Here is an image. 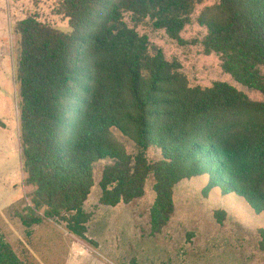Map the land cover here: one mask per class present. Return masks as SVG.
<instances>
[{"label": "trees", "instance_id": "1", "mask_svg": "<svg viewBox=\"0 0 264 264\" xmlns=\"http://www.w3.org/2000/svg\"><path fill=\"white\" fill-rule=\"evenodd\" d=\"M204 1L60 0L67 30L33 16L15 23L20 162L32 190L29 203L5 211L26 237L51 221L95 247L85 203L98 163L99 206L130 204L152 181L151 234L169 223L183 180L202 178L204 197L232 194L264 213V0H217L196 18L203 53L220 55L222 70L261 101L225 82L190 86L181 65L135 30L149 25L181 44ZM213 216L221 224L225 213ZM257 235L264 254V229ZM0 264H26L1 227Z\"/></svg>", "mask_w": 264, "mask_h": 264}, {"label": "rangeland", "instance_id": "2", "mask_svg": "<svg viewBox=\"0 0 264 264\" xmlns=\"http://www.w3.org/2000/svg\"><path fill=\"white\" fill-rule=\"evenodd\" d=\"M59 2L0 0V121L6 122V115L10 113L9 121L15 137L11 144L0 136V227L6 239H15L17 227L6 208L21 198L27 197L26 203H29L31 192L23 185V174L19 172L16 144L18 102L13 81L18 44L12 29L18 21L33 16L41 23L67 30V19L59 12ZM216 2L205 0L196 6L191 22L180 34L181 44L170 40L163 30H154L149 25L138 26L135 30L147 37L150 46L161 49L167 61L175 60L181 65L190 86L204 88L215 81L225 82L250 100L261 101L260 93L240 86L222 70L220 55L203 53L201 40L205 29L197 24L196 18L203 8ZM126 22L133 28L127 19ZM125 146L129 152L130 147L126 143ZM101 168V163L93 168L94 185L85 204L93 213L87 226L88 237L99 242L96 264H264V254L257 247V230L264 229V213L254 214L234 195L222 197L211 191L204 197V179L183 180L174 187V214L169 223L160 234H151L152 181L146 182L144 195L130 204L98 206ZM216 211L225 213L221 224L213 216ZM36 239H40V232ZM42 239L77 238L51 230L45 231ZM62 262L60 258L52 260L54 264Z\"/></svg>", "mask_w": 264, "mask_h": 264}, {"label": "crops", "instance_id": "3", "mask_svg": "<svg viewBox=\"0 0 264 264\" xmlns=\"http://www.w3.org/2000/svg\"><path fill=\"white\" fill-rule=\"evenodd\" d=\"M6 116H8V120L6 122L0 121V136L3 140L6 138V141L12 144L15 137L12 133L9 121L10 113ZM18 136H16V144L19 155V172H22ZM24 178L25 175L23 174L22 182ZM29 189L32 190L31 187H29ZM85 209L87 210L86 207ZM15 226H17L15 227V239L6 240L8 243L13 245L17 256L26 264H54L52 263V260L57 258L63 259V262L60 264H96L98 262L95 256L99 255V242L97 239L88 237V230L86 234L88 240L93 242L95 247L81 241L80 239H42L44 232H50L51 230H57L63 232L67 236H72L69 235L62 227L51 221H46L41 225L32 228L28 237L25 236L23 227H21L18 223H15ZM38 232H40V239H36Z\"/></svg>", "mask_w": 264, "mask_h": 264}]
</instances>
